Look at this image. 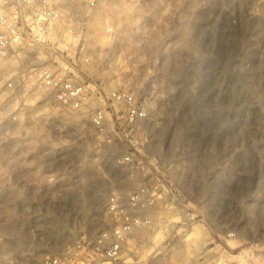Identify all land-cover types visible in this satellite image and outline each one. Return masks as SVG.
<instances>
[{"label": "rangeland", "instance_id": "obj_1", "mask_svg": "<svg viewBox=\"0 0 264 264\" xmlns=\"http://www.w3.org/2000/svg\"><path fill=\"white\" fill-rule=\"evenodd\" d=\"M95 20L96 59L124 62L105 89L148 91L151 114L122 142L85 115L28 106L21 136H0V264L98 237L107 197L145 178L173 182L217 264H264V0H106ZM154 236L145 252L163 246Z\"/></svg>", "mask_w": 264, "mask_h": 264}, {"label": "built area", "instance_id": "obj_2", "mask_svg": "<svg viewBox=\"0 0 264 264\" xmlns=\"http://www.w3.org/2000/svg\"><path fill=\"white\" fill-rule=\"evenodd\" d=\"M105 4L0 0V136H21L28 106L42 104L85 115L97 134L122 142L128 140V130L148 119V91L120 82L105 89L110 80L118 82L124 63L121 54L98 61L91 49L93 35L88 32ZM106 30L117 33L112 22L106 23ZM122 160L128 164L132 157ZM173 185L145 178L126 189L115 188L104 205L110 229L94 239L84 235L68 241L61 252L44 256L39 264H217L219 253L209 247L212 242H202L198 224L176 203ZM144 233H155L153 243L164 235L163 246L145 252ZM182 255L189 256L184 263ZM5 264L23 263L11 259Z\"/></svg>", "mask_w": 264, "mask_h": 264}, {"label": "bare ground", "instance_id": "obj_3", "mask_svg": "<svg viewBox=\"0 0 264 264\" xmlns=\"http://www.w3.org/2000/svg\"><path fill=\"white\" fill-rule=\"evenodd\" d=\"M198 232V231H197ZM199 233V232H198Z\"/></svg>", "mask_w": 264, "mask_h": 264}]
</instances>
